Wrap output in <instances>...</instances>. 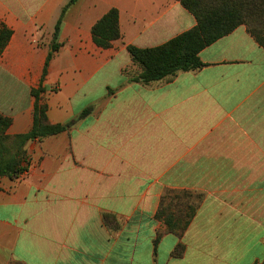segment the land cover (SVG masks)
I'll return each instance as SVG.
<instances>
[{
  "label": "crops",
  "instance_id": "0c3cea01",
  "mask_svg": "<svg viewBox=\"0 0 264 264\" xmlns=\"http://www.w3.org/2000/svg\"><path fill=\"white\" fill-rule=\"evenodd\" d=\"M69 1H0V21L13 31L0 56L9 135L32 129L31 91ZM111 8L122 38L103 49L91 29ZM195 25L179 0H77L68 8L43 82L50 123L68 127L30 141L27 170L0 178V264L263 261L264 49L241 25L200 52L201 69L134 80L141 68L128 45L157 47ZM169 191L200 201L182 238L165 233L155 242Z\"/></svg>",
  "mask_w": 264,
  "mask_h": 264
},
{
  "label": "trees",
  "instance_id": "16d2710c",
  "mask_svg": "<svg viewBox=\"0 0 264 264\" xmlns=\"http://www.w3.org/2000/svg\"><path fill=\"white\" fill-rule=\"evenodd\" d=\"M76 1L70 0L63 8L55 26L52 50L47 56L40 85L31 91V95L35 99L32 129L26 134L9 135L7 131L12 124V119L0 113V178L15 179L27 170L25 166L28 164L26 145L30 141L42 140L62 133L68 127V125L50 123L47 116L48 106L44 100V94L49 89L43 85V82L48 74L54 53L62 46L57 38L64 15ZM179 1L195 17L196 25L157 47L139 48L128 45L127 50L133 62L141 68V72L134 78L135 81L150 84L173 76L180 71L201 69L205 64L200 60V52L241 25L246 27L255 41L264 49V0ZM91 32L94 43L103 49L111 47L114 41L120 40L122 34L118 10L111 8L93 25ZM12 34V29L0 21V56L8 45ZM87 112L85 111L84 114ZM7 142L13 145L10 152H8ZM24 161L26 162L25 165ZM179 198V196L176 197L177 200ZM166 199L167 195H164L155 215L156 219L165 223L166 228L158 231L155 242L165 233H171L182 238L195 212L193 207H188L185 211L178 210V214H176V212L171 211V204L165 206ZM177 207L178 204L174 205L173 208L177 209ZM183 251L184 245L180 242L173 255L181 256ZM253 264H264V259L260 263L255 262Z\"/></svg>",
  "mask_w": 264,
  "mask_h": 264
},
{
  "label": "rangeland",
  "instance_id": "374dc122",
  "mask_svg": "<svg viewBox=\"0 0 264 264\" xmlns=\"http://www.w3.org/2000/svg\"><path fill=\"white\" fill-rule=\"evenodd\" d=\"M2 3L4 4H7L8 3V0H0ZM13 8H17V7H13V6H10L9 9H13ZM2 10V8H0V11ZM1 17V16H0ZM41 41L40 40H37L36 41V44H39ZM59 42V41H58ZM134 63V62H133ZM135 65H137L136 63H134ZM138 67H140L139 65H137ZM141 72V70H140ZM139 72V73H140ZM138 73V74H139ZM135 78V77H134ZM7 147L9 149L8 152H10V150H12L13 148V145L10 143V142H7ZM7 152V153H8ZM25 161H24V165H25ZM165 196L167 195V199L165 201V206L166 205H169L171 204L172 207H171V211L173 212H176V214H178V210L181 211V210H186V208L188 207H193L194 209L197 207L198 205V202L200 201L199 199V195L198 194H195V193H192L190 191H169V192H166L164 194ZM179 196V200L176 199V197ZM173 198V201H171V199ZM162 200V199H161ZM178 204V207L177 209L176 208H173L174 205ZM162 221V220H160ZM163 222V221H162ZM164 223V222H163ZM165 225V223H164ZM166 226V225H165ZM159 231H162V230H159ZM160 239V238H159ZM165 243H162V246L160 248V256L163 257L164 254H163V246H164Z\"/></svg>",
  "mask_w": 264,
  "mask_h": 264
}]
</instances>
